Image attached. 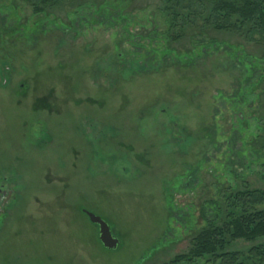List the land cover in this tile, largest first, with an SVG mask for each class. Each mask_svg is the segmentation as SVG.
I'll return each mask as SVG.
<instances>
[{"label":"rangeland","instance_id":"obj_1","mask_svg":"<svg viewBox=\"0 0 264 264\" xmlns=\"http://www.w3.org/2000/svg\"><path fill=\"white\" fill-rule=\"evenodd\" d=\"M212 7L181 33L162 0H0V264H170L205 209L264 192V40L211 28Z\"/></svg>","mask_w":264,"mask_h":264},{"label":"trees","instance_id":"obj_2","mask_svg":"<svg viewBox=\"0 0 264 264\" xmlns=\"http://www.w3.org/2000/svg\"><path fill=\"white\" fill-rule=\"evenodd\" d=\"M22 1L33 8L35 15L42 14L49 3V0ZM162 1L166 9H170L168 12L172 22L179 20V12L187 15L180 20L181 33L189 23H195L197 20L196 6L208 1L213 6L208 20L205 21L208 26L218 31L232 29L249 40H253L255 35L264 40V0ZM179 37L178 35L176 39ZM175 112L176 108H167L163 104L160 113L154 118V130L157 129L160 133L163 130L169 131V125L175 120ZM160 116L164 117V121L158 118ZM152 118L153 116L148 117L147 123L144 124L148 127L144 126L146 134L154 125L149 123ZM117 168L125 176H137L139 172L125 159L117 164ZM223 202V205L214 203L212 207L215 208V215L211 218L207 216V210H204L206 227L194 239L189 253L176 257L170 264H264V245H257L247 253L228 251L236 241L256 242L264 238V212L257 209L258 205L264 203V192L248 189L230 194Z\"/></svg>","mask_w":264,"mask_h":264},{"label":"water","instance_id":"obj_3","mask_svg":"<svg viewBox=\"0 0 264 264\" xmlns=\"http://www.w3.org/2000/svg\"><path fill=\"white\" fill-rule=\"evenodd\" d=\"M92 224L96 225L99 229V239L104 248L108 250H115L119 244L109 227V225L94 214L86 212Z\"/></svg>","mask_w":264,"mask_h":264}]
</instances>
